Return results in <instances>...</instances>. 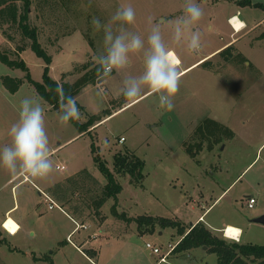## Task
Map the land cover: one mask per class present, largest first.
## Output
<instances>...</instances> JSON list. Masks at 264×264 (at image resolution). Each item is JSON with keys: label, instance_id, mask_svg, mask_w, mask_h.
Instances as JSON below:
<instances>
[{"label": "rangeland", "instance_id": "obj_1", "mask_svg": "<svg viewBox=\"0 0 264 264\" xmlns=\"http://www.w3.org/2000/svg\"><path fill=\"white\" fill-rule=\"evenodd\" d=\"M251 1L252 4L241 5L239 0H196L204 15L193 26L201 34L202 44L195 54L205 57L213 70L199 75L194 71L185 74L181 81L191 79L189 83L193 81L198 87V80L200 87L195 88L197 93L178 98L171 111L158 107L156 95L148 93L133 104L113 109L110 115L95 119L87 130H81L79 124L87 123L92 114L101 113L106 105L103 81L79 94L77 103L84 106L79 108L81 119L65 126L59 123V110L37 93L33 83L43 81L45 59L27 46L19 54L29 72L0 60V147L10 143L8 130L19 119L20 102L31 97L44 108L54 164L46 179H33L38 187L21 182L14 190L13 185L21 178L14 179L17 175L0 167V228L10 208L11 215L23 226L17 233L20 224L11 215L5 218L0 264H92L93 260L98 264H218L217 254L204 246L175 261H160L170 244H175L181 236L176 228L163 227L157 219H179L188 227L208 207L204 218L211 228V225L233 223L243 227L238 241L264 244V225L252 221L264 213V0ZM68 3L69 10L59 5L50 18L47 16L52 13L48 9L45 15L39 12L44 24L40 40L52 56L49 74L55 79L75 81L85 72L83 64L95 62L104 50L103 32L94 28V17L102 23H111L117 9L130 4L136 19L127 26L128 31L136 34L140 31L147 36L151 27L160 23L167 40L171 39V25L165 21L183 15L184 0H69ZM238 9L243 11L240 16L247 19L249 26L234 32L228 17ZM71 34V38L66 36ZM64 36L69 39L67 49L57 50L55 42L61 39V43ZM20 38L10 41L0 28L1 48H18L23 45ZM229 45L238 53L230 62L218 51ZM180 46L187 49L186 43ZM6 75L21 78L23 82L12 89L14 83L8 85L4 81ZM146 106L152 107L154 120L150 126L144 118H134ZM207 117L223 122L234 134L214 144L212 149L206 141L193 157L185 145L194 142L195 128ZM122 135L127 137L126 141H120ZM126 150L145 160V178L141 184L129 173H115L123 186L118 194L117 210L122 213L118 217L113 214V198L95 209L94 199L102 194L107 179L96 165L94 155H100L114 169L116 152ZM58 164H64L65 169L57 168ZM84 168L92 171L96 179L83 183L71 197V203H63L53 195L52 188L57 185L60 191L70 192L77 183L69 178ZM39 187L57 204L50 208V201L40 193ZM251 194L257 199L253 208L246 204ZM220 233L226 237L223 231ZM147 242L162 251L154 252ZM89 248L96 249L97 255L91 257ZM175 256L179 254H169V258Z\"/></svg>", "mask_w": 264, "mask_h": 264}, {"label": "trees", "instance_id": "obj_2", "mask_svg": "<svg viewBox=\"0 0 264 264\" xmlns=\"http://www.w3.org/2000/svg\"><path fill=\"white\" fill-rule=\"evenodd\" d=\"M69 0H0V28L10 41H15L19 39L23 42V45H19L18 48L13 49H3L0 47V60L8 64L11 67H19L28 71V67L21 57L19 52H22L27 46H30L38 56L43 57L47 63L44 72L43 81H34L37 93L45 99L54 109L59 110V97L55 92L58 84L63 86L66 95L70 94L75 97L77 94L89 84H97L103 81H98L96 76V70L98 65L96 62H88L83 64L85 72L80 75L75 81H70L62 77V79H55L49 74V65L52 61L51 54L44 48L40 40V33L42 31L41 22L45 15V11L48 9L53 14L59 8V5L64 8V10H69L68 3ZM241 5L252 4L251 0H239ZM260 4V3H259ZM257 4V5H259ZM262 4V3H261ZM263 5V4H262ZM264 6V5H263ZM35 11V12H34ZM39 12H43L42 15ZM34 13V16H33ZM40 20V22H38ZM48 23L49 20H46ZM54 25L56 23L53 22ZM52 24V25H53ZM25 38V39H24ZM54 44V42L52 43ZM233 46L229 45L220 51V54L226 58L227 61H233V57H237L238 53L232 51ZM16 54L14 57L10 53ZM17 56V57H16ZM206 65L208 62L205 63ZM29 77V73L27 74ZM4 81L10 85L14 83L12 89H16L22 82L23 79L15 78L11 76H4ZM127 102L124 96L121 94L117 98H112L110 100V105L103 109L99 114H92L90 119L85 124H79L80 129L87 130L90 123L95 119H100L102 116H107L112 113V110L124 106ZM78 107H81L77 103ZM194 142L188 145L186 143L185 147L187 151L195 157L202 149L203 145L207 141L208 147L213 148L214 144L222 142L224 139L232 137L233 130L212 117H207L203 119L194 130ZM95 145L92 144V151L95 152ZM94 160L96 165L99 167L100 171L103 173L107 182L104 184L102 189V194L94 199V206L97 210L102 206L109 198L115 200L113 205V214L115 216H121L122 213L117 210L118 194L122 191L123 186L117 180L115 173H129L136 182L141 184L145 178L144 167L145 160L135 153H130L129 150L118 151L114 157V169H112L106 160H104L100 155H94ZM70 180H76V186L72 190L60 191L58 185L52 188V193L63 203H71V197L77 191L78 188L86 184L88 180L96 179L87 168L78 171L74 177L69 178ZM82 182V183H81ZM75 213H76V209ZM77 214V213H76ZM153 219V218H152ZM163 227H174L180 234L179 240L175 243V247L172 252H188L197 247L207 246V250L214 252L218 256V264H264V244L258 243H244L238 240H229L223 236L220 231H216L207 225L202 220L186 227L182 221L179 219H172L169 217H159L157 219ZM155 220V221H157ZM152 221L151 224H155ZM0 241L4 242V239L0 233ZM89 255L91 257L97 255V250L94 248L88 249ZM96 262L95 260H93ZM94 264V263H92Z\"/></svg>", "mask_w": 264, "mask_h": 264}, {"label": "clouds", "instance_id": "obj_3", "mask_svg": "<svg viewBox=\"0 0 264 264\" xmlns=\"http://www.w3.org/2000/svg\"><path fill=\"white\" fill-rule=\"evenodd\" d=\"M183 15L171 25V40L180 45L186 43L189 52L196 53L202 48L201 34L193 30L203 18L204 11L196 0H184ZM136 19L135 9L130 4L121 5L111 18V23H102L94 17L92 24L103 32L104 50L96 57V76L104 81L127 67L131 55L142 54L144 68L139 75H129L123 80L121 93L127 101L135 102L144 91L154 94L158 107L171 111L174 98L179 92L181 74L172 48L168 46L160 23L154 24L147 37L128 31ZM114 25L116 27L114 28ZM59 97L58 120L62 125L79 121L81 112L77 99L66 95L63 86L55 89ZM10 143L0 147V167L11 175H27L35 180L46 179L53 171L49 137L45 129V113L41 103L31 97L20 102L19 119L8 130Z\"/></svg>", "mask_w": 264, "mask_h": 264}, {"label": "crops", "instance_id": "obj_4", "mask_svg": "<svg viewBox=\"0 0 264 264\" xmlns=\"http://www.w3.org/2000/svg\"><path fill=\"white\" fill-rule=\"evenodd\" d=\"M234 15H243V11H241L240 9H238V11H237V13H234V14H231L229 17H228V20L230 21V18L232 17V16H234ZM241 17V16H240ZM243 20H244V22L246 23V26H249L248 24V21H247V19L246 18H244V17H241ZM264 19V18H263ZM231 23V22H230ZM254 25H257V24H254ZM253 25V26H254ZM234 32H235V30H234ZM139 34L140 35H142V36H144L145 38L147 37L145 34H143V32H140L139 31ZM66 36H69L68 38H71L72 37V34L71 35H66ZM66 36H64L63 38H65ZM62 38V39H63ZM231 42L233 43V40L235 39V37L233 38V32L231 33ZM67 40H69V39H67V38H65L61 43H60V41H61V39H60V41H57V42H55V44H57V45H55V46H57V50H60V51H63L64 49H67V46H66V44L67 43H69V42H66ZM166 40V39H165ZM166 43L168 44V46L170 47V48H172V50H173V53L175 54V56H176V58L177 59H179V61H180V63H179V65H177V68H178V71L180 72V74H181V78L185 75V74H189L191 71H194V72H196V73H198V75L199 74H201V73H205L207 70L208 71H212L213 70V66L211 65V63L210 62H208V61H206L205 60V57H202V58H200V57H197L196 56V54L195 53H192V52H189L188 51V49H183L180 45H177V44H175V43H173L172 42V40L171 39H167L166 40ZM52 45H54V44H52ZM226 45V44H225ZM224 49V48H223ZM218 51L220 52L221 50L220 49H218ZM218 51H216V52H218ZM59 52V51H58ZM206 62H208V64L205 66V63ZM203 64H204V66H203ZM143 68H144V58H143V56H142V54H134V55H131V57H130V62H129V64L127 65V67L125 68V69H123V70H120L118 73L117 72H114V74H113V76L112 77H110V78H108V79H106V80H104V84H103V87H102V90L107 94V97L105 98V102H106V105H103L104 107H102L103 109L104 108H106V106L107 105H110V100L112 99V98H117V97H119L122 93H121V88H122V86H123V80L127 77V76H129V75H139V74H141L142 73V71H143ZM191 80V79H190ZM189 80V82H191ZM196 80V79H195ZM189 82H186L185 80H182V81H180V88H179V92H178V94L176 95V97H175V99H174V105H176V101L178 100V98H185L186 96H190V95H193L194 93H197L196 91H195V88H199L200 87V81H198V80H196V82H197V85H198V87L194 84V82L192 81V83H189ZM101 83H103V82H101ZM202 83V82H201ZM97 84H100V83H97ZM96 84V85H97ZM92 85H94V84H89V85H87L86 87H84L78 94H77V96H76V99H77V97L79 96V94L81 93V92H83L84 90H86V89H89L90 88V86H92ZM145 91H147V92H145V93H143V95H142V97L143 96H145V95H147L149 92H148V90H145ZM110 94V95H109ZM181 94V95H180ZM141 97V98H142ZM134 102H127V104H133ZM127 104H125L124 106H126ZM81 105V107H79V108H84V106L82 105V104H80ZM147 105V104H146ZM94 110H98V107H95V109ZM151 112H152V107L151 106H146L144 109H142L141 110V112H139V114H140V116L137 114V115H135L134 116V118L136 117H141V118H144L145 119V122H146V124L147 125H151V120H154V119H152L153 117H152V115H151ZM94 113H96V112H94ZM147 116H149L150 117V120L148 119V117ZM111 117V116H110ZM110 117L109 118H105V119H103L102 120V123H105L108 119H110ZM146 117V118H145ZM135 118V119H136ZM215 119V118H214ZM217 120V119H216ZM219 121V120H218ZM221 122V121H220ZM122 136H125V135H122ZM125 141L127 140V137L125 136ZM239 177V176H238ZM237 177V178H238ZM236 178V179H237ZM235 179V180H236ZM234 180V181H235ZM233 181V182H234ZM17 185H18V183H16V184H14L13 185V187H12V189L14 190L16 187H17ZM226 190V189H225ZM225 190L219 195V197L217 198V199H219L220 198V196H222V194L225 192ZM252 195V194H251ZM210 207H208L206 210H205V212L206 211H208V209H209ZM11 209L12 208H10V209H8V210H6V216H5V218L7 217V216H9V215H11L12 214V212H11ZM205 212H203L200 216H199V218H198V220L197 221H199V220H202L203 222H205L206 223V221H205V218H204V214H205ZM260 212V211H259ZM264 212V211H263ZM12 216V215H11ZM13 217V216H12ZM5 218H4V220H5ZM19 224H20V229L17 231V233L21 230V229H23V226L21 225V223L18 221V219H16V217H13ZM4 220L1 222V226H2V228L3 229H5V227L3 226V223H4ZM196 221V222H197ZM196 222H191V225L192 224H195ZM207 224V223H206ZM208 225V224H207ZM230 225H233V226H236L237 228H235V229H237V230H239V231H241V234H240V237H242V235H243V227H241V226H239V225H236V224H233V223H227L225 226H223V225H218V226H214V225H211L215 230H217V231H223V229L225 228V227H227V226H230ZM2 228H0V233H1V235L2 234H4V231L2 230ZM17 233H15V234H12V233H10V235H16ZM9 234V233H8ZM205 249V248H204ZM194 249H192V250H190L189 252H186V253H184V252H178V253H174V254H179V256H175V257H173V258H169V255L167 256V258H166V260H160V261H166V262H169V259L171 260V262H172V260L173 261H175L176 259H177V257H180V256H183V255H188L189 256V254H192V251H193ZM164 254V253H163ZM93 263L94 264H98V263H96V262H94L93 261Z\"/></svg>", "mask_w": 264, "mask_h": 264}, {"label": "built area", "instance_id": "obj_5", "mask_svg": "<svg viewBox=\"0 0 264 264\" xmlns=\"http://www.w3.org/2000/svg\"><path fill=\"white\" fill-rule=\"evenodd\" d=\"M235 16H237V15H235ZM232 19H233V17L230 18V22H231L232 26L234 27L235 32H239L238 28L235 26V24L233 23ZM244 27H246V26H244ZM243 29L244 28H242L241 30H243ZM125 139H126L125 136H121L120 137V141H125ZM57 168L65 169V166H64V164L63 165H59L58 164ZM19 178H21V180L18 182V184L21 183V182H30V183H32V184H34V185H36L38 187V185L34 183L33 178H31V177H29L27 175H17L14 179H19ZM39 191H40V193L45 194L46 198L50 201V208L57 204L56 201L49 194H47L44 190H42L40 187H39ZM256 203H257V199H256V197L254 195H250L249 198L246 201V204H247V206L249 208L255 207ZM224 229H223V232L226 235V231ZM226 237L238 240L240 236L239 237L226 236ZM146 245L148 247H153L154 252H161L162 251V249L159 246H154L151 242H147ZM174 247H175V244H170L169 251L164 253L161 256L160 260H166L167 256L173 251Z\"/></svg>", "mask_w": 264, "mask_h": 264}, {"label": "bare ground", "instance_id": "obj_6", "mask_svg": "<svg viewBox=\"0 0 264 264\" xmlns=\"http://www.w3.org/2000/svg\"><path fill=\"white\" fill-rule=\"evenodd\" d=\"M233 17V23L235 24V26L238 28V30L240 31L242 28H244V26H246V23L244 22V20H242L240 18L239 15L237 16H232ZM226 231V236H230V237H239L241 234V231L231 227V226H227L224 229Z\"/></svg>", "mask_w": 264, "mask_h": 264}, {"label": "water", "instance_id": "obj_7", "mask_svg": "<svg viewBox=\"0 0 264 264\" xmlns=\"http://www.w3.org/2000/svg\"><path fill=\"white\" fill-rule=\"evenodd\" d=\"M252 221L253 222H256V223H261L264 225V213L262 214H259L255 217L252 218ZM204 248H207V246H204Z\"/></svg>", "mask_w": 264, "mask_h": 264}]
</instances>
